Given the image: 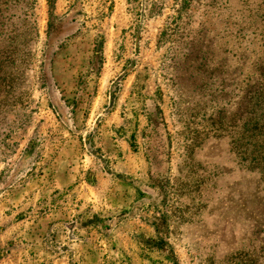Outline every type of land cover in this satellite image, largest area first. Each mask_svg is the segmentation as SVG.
Masks as SVG:
<instances>
[{
	"label": "rangeland",
	"instance_id": "374dc122",
	"mask_svg": "<svg viewBox=\"0 0 264 264\" xmlns=\"http://www.w3.org/2000/svg\"><path fill=\"white\" fill-rule=\"evenodd\" d=\"M8 1L0 9H26L27 0ZM188 6L187 0H36L38 40L23 44L20 36L12 44L8 27L0 40L2 83L11 87L7 95L0 88L12 111L6 122L27 121L8 135L0 124V171L19 169L23 150L111 148H98V134L89 136L94 122L87 124L107 119L103 142L120 136L121 149L131 146L142 155V177L149 180L151 165L152 183L160 185L156 209L143 215L165 222L155 233L159 250L182 264H264V234L254 232L251 219L261 197L254 198L255 177L237 150L246 139L244 116H250L242 100L264 59L257 55L264 52L257 42L264 43V23L254 41L247 27L264 0ZM204 26L201 34L197 27ZM228 26L234 32L225 38ZM187 36L201 40L188 48L190 58L206 49L209 61L200 69L186 67ZM37 158L32 155L31 165H41Z\"/></svg>",
	"mask_w": 264,
	"mask_h": 264
},
{
	"label": "crops",
	"instance_id": "0c3cea01",
	"mask_svg": "<svg viewBox=\"0 0 264 264\" xmlns=\"http://www.w3.org/2000/svg\"><path fill=\"white\" fill-rule=\"evenodd\" d=\"M92 122L94 133L85 134L111 148L77 155L23 150L19 169L0 171V264H173L159 260L158 218L143 217L160 195L151 165L147 181L142 155L121 149L120 136L107 145V119ZM35 154L38 167L31 165ZM45 158L51 160L44 165Z\"/></svg>",
	"mask_w": 264,
	"mask_h": 264
},
{
	"label": "trees",
	"instance_id": "16d2710c",
	"mask_svg": "<svg viewBox=\"0 0 264 264\" xmlns=\"http://www.w3.org/2000/svg\"><path fill=\"white\" fill-rule=\"evenodd\" d=\"M196 0H187V4H189L188 7L191 6L192 2H195ZM10 2L8 0H0L1 6H6V4ZM36 0H27L26 2V9H12V10H5V9H0V40L4 36L6 27H8V33H9V39L12 44H16L18 42V37H22L24 39L23 44L27 43H32L33 40H38L39 38V27L37 20L34 17L33 14V8ZM21 4L25 3V1L22 0H17L16 3L14 4ZM261 9V7L258 6L254 12L252 13V18H255L253 20V23L257 26L256 28L254 27V24L252 26L247 27L249 34L248 36L251 37V40H257L259 36L263 34V31L258 30V27L260 26V23H264V10ZM229 25H231L233 18L229 16ZM191 22V21H188ZM200 24V23H199ZM198 24V25H199ZM201 26V25H200ZM203 29H200V27H197L201 34H203L204 27ZM200 32H198L200 34ZM225 35L223 37H229V34L232 35L234 31H232V28H225L224 31ZM261 34V35H260ZM188 35V34H187ZM198 37H192L188 38L187 36V61L190 63L187 65V68H196L200 69L201 67L206 65V62H208V58L206 56V49H199V55L200 57L196 59L190 58L191 52L188 50V48L192 45H195L196 43H199L197 40ZM203 35L199 37V39H202ZM259 43H262L261 46H263V42L257 41ZM11 43L8 45L10 46ZM254 44V42L252 43ZM199 45V44H197ZM206 44L201 43L200 46L205 47ZM31 48V45H30ZM32 49V48H31ZM30 51H28V55H32ZM264 52L260 51L257 55H261ZM5 54V51H0V88L1 89V94L7 95L8 93L4 90H7V88H11L5 84L3 86V81L4 78L2 77V59ZM181 61H177V64L180 63ZM254 68V67H253ZM255 77V78H254ZM253 84H252V90L249 91L248 96L243 98L242 101L247 103V106L250 108V116L248 118H245V135L246 139L241 146V143L239 142V145L237 147L238 150V155L240 159V164L250 173H252L255 177V194L254 198H260L261 197V202H260V207L259 209H256L251 212V219L254 222L255 233H262L264 234V59L262 64L257 63L255 65V68L253 69ZM3 86V87H1ZM26 94L29 96V91L26 92ZM7 106V99L3 98L0 95V115L2 114V117H0V124L3 126L8 127V129H4L2 132V135H5L7 133H11L14 129H18L21 127H24L26 124V119L22 118H17L14 119L13 121H10L12 123L6 122L8 114L7 112H12L11 109H6ZM20 120V122H19ZM15 122H19L15 126ZM244 133V132H243ZM8 135V134H7ZM6 135V136H7ZM2 141V140H1ZM5 142V141H3ZM149 158V157H148ZM152 163V162H150ZM246 163V164H243ZM155 174V173H154ZM153 174V175H154ZM153 186H156L157 190H160V185L155 184ZM261 193V194H260ZM164 221L158 220V227L157 230L159 233L162 232L163 227H164ZM259 241L258 239H253V242ZM262 246L264 245V242H261ZM159 247V246H158ZM255 250L257 249V245H254ZM263 248V247H262ZM160 251L164 252V255L167 258H171V263L173 264H178V261L172 256V254H168L165 252L164 249H161ZM192 258L194 257V254H192ZM195 258V257H194ZM197 258V257H196ZM205 261V260H204Z\"/></svg>",
	"mask_w": 264,
	"mask_h": 264
}]
</instances>
